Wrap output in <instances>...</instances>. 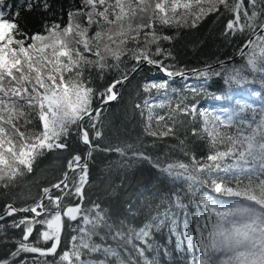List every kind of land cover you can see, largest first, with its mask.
Wrapping results in <instances>:
<instances>
[{"label":"snow or ice","instance_id":"6c2138e0","mask_svg":"<svg viewBox=\"0 0 264 264\" xmlns=\"http://www.w3.org/2000/svg\"><path fill=\"white\" fill-rule=\"evenodd\" d=\"M7 7L0 6V197L32 174L40 158L56 152L69 153V157L61 178L41 188L34 204L18 208L8 202L0 209V221L20 216L12 219L11 227L22 229L19 239L0 240L13 246L0 255V264H29L23 254H34L31 264H50L39 257H51V264H86L82 258L85 250L102 253L106 264H133L126 256H134L136 264L141 260L154 264L147 254L150 224L139 231H114L116 225L109 223L110 215L100 203L84 207L93 152L131 153L130 159L153 162L134 144L102 148L96 143L104 138L101 112L120 99L119 87L143 63L158 66L169 78L183 76L182 71L171 70L174 65L166 64L174 57L161 45L174 36L164 35L160 29L195 28L207 16L221 14V9L231 16L224 35L247 33L241 46L245 64L225 69L224 81L230 86L251 83L246 73H264V0H81L80 8L69 13L66 25L52 18L29 21L37 8L42 17L51 10L49 0H23L17 10L5 15L2 9ZM128 59L135 61L130 73L103 90L90 86L93 72L103 79ZM200 74L208 76L209 72ZM168 86L165 79L141 87L148 94L155 90L159 95L163 90L167 95ZM190 91L195 96L203 89L190 87ZM197 103L182 97L174 106L169 104L171 114L165 115L153 113L154 107H165L163 103L154 105L145 99L135 105L142 116L148 110L145 132L157 139L176 137L183 122L179 118H199L202 128L193 127L191 133L199 136L202 132L212 149L200 159L185 151L189 163L168 164L162 169L174 180L188 183L193 197L199 196L197 204L203 206L194 217L195 227L185 223L181 243L186 249H199L194 264H264V111L259 119H248L243 115L250 110L245 105L216 114L198 108ZM153 119L158 125L164 122L163 131L151 130ZM73 137L87 148L83 155L74 151ZM179 143L184 145L183 140ZM218 144L225 150H216ZM175 195L177 205L185 207L180 194ZM160 219L156 216L152 223ZM72 222L76 235L62 246V233ZM4 228L0 223V233ZM101 229H107L101 241L111 235L112 240H123L132 249L96 243L93 237ZM41 243L50 246H38Z\"/></svg>","mask_w":264,"mask_h":264},{"label":"trees","instance_id":"16d2710c","mask_svg":"<svg viewBox=\"0 0 264 264\" xmlns=\"http://www.w3.org/2000/svg\"><path fill=\"white\" fill-rule=\"evenodd\" d=\"M23 0H0V6L5 15L10 11L19 8ZM51 10L41 16V9L37 8L28 16L29 21L35 23L41 19L52 18L54 22L66 25L69 22V13L76 12L81 6V0H49ZM24 13L22 12V16ZM231 16L221 9V14H212L200 21L195 28L181 27L160 29L162 34L174 36L171 42H162V47L171 51L174 59H169L166 64L174 65L173 71H189L201 68L206 65H213L222 60L235 56L247 39V33L236 35H224L225 25ZM23 22V21H22ZM29 28L32 24L29 23ZM39 27V25H37ZM35 31L36 29H32ZM154 48V46H153ZM245 57L242 55L234 62L226 65L211 67L207 69L208 76L200 73L206 69L198 70L190 76L165 77L157 69L150 65L142 67L130 80H128L119 91L122 93L118 101L107 105L101 112L100 125L104 133V138L99 143L104 147H123L126 144H134L140 151L145 152L152 158V163L144 160L130 159L128 156H121L119 153L110 151L93 152L89 163V184L85 190V208H90L92 202L100 203L109 215V223L116 225L115 230H122L128 233L130 229L139 231L145 224L151 225V236L149 238L150 247L147 250L149 258L154 264H194L199 257V249H186L181 243L185 223L190 228L195 227L194 217L197 211H203V206L197 204L199 196L193 197L189 191V185L183 180H174L166 172L162 171L168 164L183 162L189 163V155L195 154L197 159L206 157L212 149L209 146L207 137L201 132L199 136H193L191 129L202 128L199 118H179L183 122L177 128L176 137L154 138L145 132L146 117L148 110H141L135 107L136 104H143L145 99H149L154 105L163 103L165 107H154V115L171 114L169 104L175 105L182 97L197 101V107L207 109L216 114L225 111L238 110L239 105L249 107V111L243 115L248 119L264 111V73L249 74L248 80L251 83L243 86L228 85L224 81L225 69L240 67L245 64ZM135 61L128 59L119 68H113L107 72L103 79H99L96 73H92V84L97 90H103L113 80L119 79L122 74L129 72ZM221 72V76L212 75V72ZM162 76V78H161ZM168 79L169 86L167 95L162 93L157 95L155 90L150 94L142 90V85L146 82H162ZM190 87L203 89L193 96ZM175 90V93H174ZM259 93V94H257ZM95 105V102H94ZM93 105V106H94ZM254 110V111H253ZM87 126V125H86ZM33 130H36L34 127ZM152 131H163L164 122L159 125L155 119L152 121ZM227 134H232L233 129H221ZM183 140L184 145L179 141ZM73 149L83 155L87 148L77 144L76 138H72ZM216 150L224 151V145H217ZM69 153H50L37 160L34 165V172L19 182L11 193L6 197H0V209L4 203H14L16 207H25L34 204L40 197V189L56 183L65 170V165ZM158 165V166H157ZM176 193L180 194V202L185 207H180L176 203ZM202 194V193H201ZM68 203V201H66ZM167 213V215H165ZM160 216V220L152 223L153 218ZM6 218L0 221L5 225L0 240L19 239L22 236V229L11 227L12 219ZM175 221V223H173ZM76 227L72 222L62 233V246L67 245ZM107 229H101L99 236L93 237L96 243L105 245L111 244L116 247L132 249L131 244L125 241H114L111 235L101 241L100 237L105 235ZM32 238H30L31 240ZM142 244V241H133ZM40 247L50 246L41 243ZM13 246L0 243V255L7 252ZM59 251V250H58ZM31 264L34 254H23ZM82 258L86 264H106L102 253H92L82 251ZM136 264L135 257H127ZM41 262L47 259L51 264V257H39ZM111 260V258H109ZM143 264V261H140Z\"/></svg>","mask_w":264,"mask_h":264},{"label":"water","instance_id":"95a60500","mask_svg":"<svg viewBox=\"0 0 264 264\" xmlns=\"http://www.w3.org/2000/svg\"><path fill=\"white\" fill-rule=\"evenodd\" d=\"M242 54H241V48L239 49V52L235 55V56H233V57H231V58H228V59H225V60H222V61H220V62H218V63H216V64H213L211 67H215V66H221V65H226V64H229V63H231V62H234V61H236L240 56H241ZM146 65H149V64H147V63H143V64H141L140 65V67L138 68V70L135 72V73H130V78H129V80L142 68V67H144V66H146ZM150 66H152V67H154V68H157L158 70H160L159 69V67L158 66H154V65H150ZM161 71V70H160ZM198 70H189V71H184L183 73H184V75L183 76H190V75H192L193 73H195V72H197ZM162 73H163V75L165 76V77H167V75H166V73H164L163 71H161ZM183 76H175V77H183ZM120 87H122V86H120ZM120 89V88H119ZM114 102V101H113ZM112 103V102H111ZM110 104V103H109ZM108 104V105H109ZM87 151V150H86Z\"/></svg>","mask_w":264,"mask_h":264},{"label":"bare ground","instance_id":"6f19581e","mask_svg":"<svg viewBox=\"0 0 264 264\" xmlns=\"http://www.w3.org/2000/svg\"><path fill=\"white\" fill-rule=\"evenodd\" d=\"M218 63V62H217ZM216 64V63H215ZM208 66H211V65H206V66H202L201 68H197V69H195V70H202V69H209L208 68ZM160 71V70H159ZM161 72V71H160ZM162 73V72H161ZM163 74V73H162ZM164 76V75H163ZM161 78H162V76H161ZM95 106V105H94ZM40 198V197H39Z\"/></svg>","mask_w":264,"mask_h":264}]
</instances>
